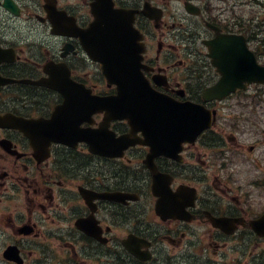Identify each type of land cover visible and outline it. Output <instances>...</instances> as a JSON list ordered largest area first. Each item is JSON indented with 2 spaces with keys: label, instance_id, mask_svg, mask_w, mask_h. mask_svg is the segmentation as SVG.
<instances>
[{
  "label": "flooded vegetation",
  "instance_id": "flooded-vegetation-1",
  "mask_svg": "<svg viewBox=\"0 0 264 264\" xmlns=\"http://www.w3.org/2000/svg\"><path fill=\"white\" fill-rule=\"evenodd\" d=\"M250 6L0 0V264H264V82L207 98L210 41L252 47Z\"/></svg>",
  "mask_w": 264,
  "mask_h": 264
},
{
  "label": "water",
  "instance_id": "water-1",
  "mask_svg": "<svg viewBox=\"0 0 264 264\" xmlns=\"http://www.w3.org/2000/svg\"><path fill=\"white\" fill-rule=\"evenodd\" d=\"M112 18H114V17H112ZM101 19L102 18H100V17H97V20L95 21V23H94V25L95 26H100V21H101ZM109 19V18H108ZM232 42H235V44H234V49L237 51V52H241V58H242V66L245 64V66L247 67V66H249V64L248 63H243V58H244V53L246 54L247 52H248V49H247V47H246V45H245V40H244V38L242 37V36H237V35H234L233 37L231 36H225V37H219V38H217L216 39V44H217V46H219L220 47V49H221V45L222 44H226V43H232ZM230 49H232L231 48V46H230ZM239 56V55H238ZM238 56H237V54L235 55V60L238 58ZM231 58V57H230ZM251 59H252V61H251V64H250V66H254L255 64H256V60H255V57H254V55H253V53L251 52ZM228 63H226V65H227ZM228 72L227 71H224V76H225V80H227V77H228ZM259 75H260V73H259V70H257V71H253V69L251 70V77H250V81H254V80H258L259 79Z\"/></svg>",
  "mask_w": 264,
  "mask_h": 264
},
{
  "label": "rangeland",
  "instance_id": "rangeland-1",
  "mask_svg": "<svg viewBox=\"0 0 264 264\" xmlns=\"http://www.w3.org/2000/svg\"><path fill=\"white\" fill-rule=\"evenodd\" d=\"M250 3H251L252 5H251L249 8H247V9H249L250 11H252V9H254L253 4H255V1H254V2H250ZM258 8H259V6H256V7H255L256 10H258ZM260 11H261V18L264 19V10H263L262 8H260ZM252 21L257 22V21H259V20H258V18L253 17V18H252ZM253 46H254L255 48L258 46V42H257V40H254V41H253Z\"/></svg>",
  "mask_w": 264,
  "mask_h": 264
}]
</instances>
